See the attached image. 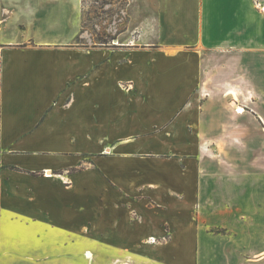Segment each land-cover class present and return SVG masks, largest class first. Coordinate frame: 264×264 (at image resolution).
I'll list each match as a JSON object with an SVG mask.
<instances>
[{
    "label": "crops",
    "instance_id": "1",
    "mask_svg": "<svg viewBox=\"0 0 264 264\" xmlns=\"http://www.w3.org/2000/svg\"><path fill=\"white\" fill-rule=\"evenodd\" d=\"M165 1L146 30L194 32L184 55L37 41L35 7L4 28L0 264H264V87L235 34L264 0H174L184 25Z\"/></svg>",
    "mask_w": 264,
    "mask_h": 264
},
{
    "label": "rangeland",
    "instance_id": "2",
    "mask_svg": "<svg viewBox=\"0 0 264 264\" xmlns=\"http://www.w3.org/2000/svg\"><path fill=\"white\" fill-rule=\"evenodd\" d=\"M207 2L211 3L210 7L212 8V3L216 4L218 1L207 0ZM160 4H163L162 0H81L79 19L78 8L72 0H63L58 4L40 0H34V3L33 0L29 3L24 0H0V19H5L0 23V38L5 39L4 36L14 35V30L6 33L4 28L13 27L20 12L23 13L29 7H35L38 10L48 11L47 13L50 14L54 13L43 25L36 24L30 31L28 30V35L37 41L54 40L62 43L60 44L61 48L80 51H92L100 48L120 51L130 49L124 45L132 43L131 49H143V46L147 48V44L154 42L159 45L157 47L162 54L184 55L187 50L185 36L186 34L191 36L194 32L186 33L175 30L163 33L152 29L146 30L145 24L154 18L153 15L156 11L161 10ZM165 5L170 24L184 25L185 10L183 5L174 0L165 1ZM213 8L217 15L216 5ZM219 16L221 17L220 14ZM231 16L232 14L229 16L230 20H232ZM53 18L55 21L59 20L58 26L52 23ZM248 18L243 13L239 15V19H236L235 23L240 26L241 32L235 34L240 42L247 41L256 45L258 51L256 56L252 55L256 57L257 82L264 87V15L257 14L256 17H252L251 21ZM79 20L81 21L78 26ZM172 25L170 28L175 27ZM235 27L238 30V26ZM229 34L230 32H226L223 37L234 38L233 33ZM156 71L161 76V80L158 81L159 88L176 89L184 82L183 65H173L163 61L162 58ZM169 74H176V79H171Z\"/></svg>",
    "mask_w": 264,
    "mask_h": 264
},
{
    "label": "bare ground",
    "instance_id": "3",
    "mask_svg": "<svg viewBox=\"0 0 264 264\" xmlns=\"http://www.w3.org/2000/svg\"><path fill=\"white\" fill-rule=\"evenodd\" d=\"M116 43H118V42L116 41Z\"/></svg>",
    "mask_w": 264,
    "mask_h": 264
}]
</instances>
